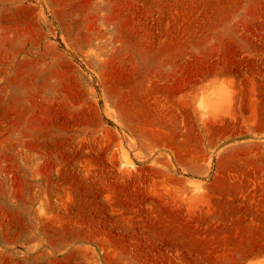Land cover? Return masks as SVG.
<instances>
[{
	"label": "rangeland",
	"instance_id": "rangeland-1",
	"mask_svg": "<svg viewBox=\"0 0 264 264\" xmlns=\"http://www.w3.org/2000/svg\"><path fill=\"white\" fill-rule=\"evenodd\" d=\"M0 264H264V0H0Z\"/></svg>",
	"mask_w": 264,
	"mask_h": 264
}]
</instances>
